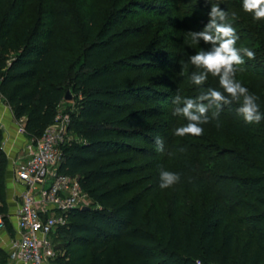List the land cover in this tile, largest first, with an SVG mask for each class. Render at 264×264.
<instances>
[{"label":"trees","instance_id":"obj_1","mask_svg":"<svg viewBox=\"0 0 264 264\" xmlns=\"http://www.w3.org/2000/svg\"><path fill=\"white\" fill-rule=\"evenodd\" d=\"M178 4L115 0L108 12L112 14L100 25L91 9L80 50L72 39L59 41L52 29H15L19 13L11 17L0 12V95L14 120L24 121V137H41L68 91L77 100L69 131L81 142L62 147L59 172L77 177L92 205L71 212L68 225L58 231L56 264H264V121L258 131L244 120L229 123L228 132L240 140V147L210 184L220 205L169 220L145 206L144 190L137 191L144 186L141 179L127 180L142 172L136 158L149 152L136 142L156 147L154 139L165 129L156 122L173 117L158 104L174 105L177 92L186 96L190 88L183 55L192 54L195 45L187 33L202 29ZM132 7L162 20L173 53L139 49L124 41L139 35L119 15ZM143 68L165 69L169 76L161 87L141 82L139 74L128 78L129 72ZM244 70L264 75L261 65ZM222 120L219 128L217 121L208 123L221 138ZM0 216L11 232L1 170ZM238 229L245 230L247 238L235 259ZM0 255V264H6Z\"/></svg>","mask_w":264,"mask_h":264},{"label":"rangeland","instance_id":"obj_2","mask_svg":"<svg viewBox=\"0 0 264 264\" xmlns=\"http://www.w3.org/2000/svg\"><path fill=\"white\" fill-rule=\"evenodd\" d=\"M115 0H2L0 12L4 15L14 16L19 13L15 29H26L43 31L52 29L59 41L67 42L72 39L80 50L83 43V35L86 30L85 16L94 9L97 18V25L108 18L112 13L109 12L111 4ZM243 0L223 1L221 8L229 13L228 22L236 29L240 39L237 47H248L255 53V58L249 60L244 57L245 64L241 67L245 69L252 66L264 67V20L254 21L251 14L243 11ZM178 6L181 10L192 14L195 27L203 28L207 23V13L210 11V5H206L204 0H179ZM173 9V7L171 8ZM236 13V19L232 20L231 14ZM122 16L125 25L130 28H137L139 35L135 38L127 37L124 41L129 46L139 49L150 48L155 51L161 50L164 53L171 54L174 52V46L169 37V32L164 28L162 20L155 13H147L138 8H130L128 13H119ZM200 45H195L190 55H183L186 64L188 76L195 69L188 63L189 57L199 51ZM206 50V48H204ZM157 66L160 65L158 60H150ZM243 74L237 73V79L246 86L250 93L256 95L259 99L261 112H264V75H254L243 70ZM141 82H156L161 87L169 73L164 69L154 71L150 69H138L129 72L128 78L133 79L138 75ZM214 87L220 91L223 89L219 86L218 78L209 77L205 87ZM186 96L195 97L199 95L197 86L190 82ZM161 89V88H160ZM66 97H68L66 99ZM65 99L58 107V115H68L69 118L75 113L77 100L71 91L66 93ZM81 98L79 97V100ZM146 106H155V103H147ZM163 109H167L171 115L175 105L158 104ZM237 105L233 104L223 109L220 114L222 117L221 131L223 138L219 136V131L214 130L209 124L203 125L204 135L201 137L185 136L183 138L173 135L175 127L186 123L182 118L171 117L164 118L156 122L165 127L160 136L164 140V151L157 152L156 147L149 146L144 142H136L135 145L149 149L147 156L137 157L135 165L142 168L138 175L128 177L127 180L141 179L144 186H140L137 191H143L146 195L145 206L152 207L159 213L171 220H182L193 211H200L202 208L210 205H220L215 193L211 190V182L223 173L227 160L235 157L239 151L240 140L228 132L229 123L236 119L243 118L237 113ZM12 115L9 107L0 95V120L5 119L8 114ZM211 115V113H209ZM16 122V121H15ZM19 126V123L16 122ZM1 127V125H0ZM258 124H251L252 131L259 130ZM18 134L22 135L19 133ZM5 132L2 130V139L0 141V170L5 181V174L8 169V158L4 151ZM81 139L76 132L69 135V144L80 143ZM183 149V151H181ZM161 167L169 171L179 173L181 181L174 187L166 190L159 188V171ZM13 213V210L10 211ZM11 222L15 220L11 217ZM247 232L238 229L236 232V256L238 258L243 245L246 242ZM58 245L59 239L54 241ZM3 256L0 255V261Z\"/></svg>","mask_w":264,"mask_h":264},{"label":"built area","instance_id":"obj_3","mask_svg":"<svg viewBox=\"0 0 264 264\" xmlns=\"http://www.w3.org/2000/svg\"><path fill=\"white\" fill-rule=\"evenodd\" d=\"M69 126V116L57 114L41 137L27 140L12 161L13 181L23 190L8 214L15 224H11L6 264H56L58 231L68 225L71 212L92 205L79 179L59 172L62 147L69 144ZM18 130L23 135V127ZM5 228L0 216V232Z\"/></svg>","mask_w":264,"mask_h":264},{"label":"clouds","instance_id":"obj_4","mask_svg":"<svg viewBox=\"0 0 264 264\" xmlns=\"http://www.w3.org/2000/svg\"><path fill=\"white\" fill-rule=\"evenodd\" d=\"M210 5L207 13V23L202 30L187 33L192 45L203 42L209 47L201 48L189 57L188 63L195 69L189 76L190 82L197 86L199 95L195 97L183 96L177 92L172 103L175 105L172 115L182 118L186 123L175 127L173 135L176 137H201L204 135L203 125L217 121L223 109L233 104L237 105V113L246 124H260L264 121V112H261L257 103L258 97L250 93L249 89L238 80L237 73L243 72L244 57L249 60L255 58V53L248 47H237L240 37L229 20V13L221 8L223 0H204ZM243 11L251 14L254 21L264 20V0H243ZM232 20L236 13L231 14ZM185 64L184 68L187 69ZM183 74V73H182ZM218 78L219 86L223 91L214 87H205L209 77ZM211 113V116H209ZM157 152L164 151V140L157 136L154 139ZM183 151V149H181ZM181 181L179 173L161 167L159 171V188L166 190L174 187Z\"/></svg>","mask_w":264,"mask_h":264},{"label":"crops","instance_id":"obj_5","mask_svg":"<svg viewBox=\"0 0 264 264\" xmlns=\"http://www.w3.org/2000/svg\"><path fill=\"white\" fill-rule=\"evenodd\" d=\"M19 126L22 127L24 121L18 122ZM1 129L5 132L4 138V151L8 158V169L5 174V194L6 203L8 206V214L11 215L10 211H14L20 199L19 196L23 190L22 185H19L13 181L12 175V161L15 158L16 153H18L26 143L27 139L24 135L18 134V125L16 124L13 116L9 113L5 119L0 120ZM12 224V222L10 223ZM13 236V231L11 232L5 228L4 231L0 232V251L3 253L4 258L6 257V252L9 247V239Z\"/></svg>","mask_w":264,"mask_h":264},{"label":"water","instance_id":"obj_6","mask_svg":"<svg viewBox=\"0 0 264 264\" xmlns=\"http://www.w3.org/2000/svg\"><path fill=\"white\" fill-rule=\"evenodd\" d=\"M68 97H66V99H67ZM86 210H88V208H84V209H82V211H86Z\"/></svg>","mask_w":264,"mask_h":264}]
</instances>
